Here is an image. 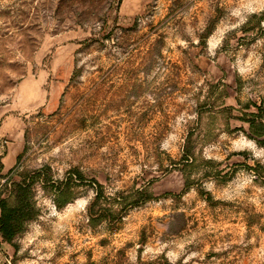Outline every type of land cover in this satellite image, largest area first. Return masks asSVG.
Wrapping results in <instances>:
<instances>
[{
  "label": "rangeland",
  "instance_id": "obj_1",
  "mask_svg": "<svg viewBox=\"0 0 264 264\" xmlns=\"http://www.w3.org/2000/svg\"><path fill=\"white\" fill-rule=\"evenodd\" d=\"M252 114L264 0H0V197L30 185L0 264H264Z\"/></svg>",
  "mask_w": 264,
  "mask_h": 264
},
{
  "label": "trees",
  "instance_id": "obj_2",
  "mask_svg": "<svg viewBox=\"0 0 264 264\" xmlns=\"http://www.w3.org/2000/svg\"><path fill=\"white\" fill-rule=\"evenodd\" d=\"M256 114L251 115V119L247 121L249 125V130L253 136L256 138H264V119L256 120ZM78 174V173H77ZM74 175V173H70L68 178L65 179V183L62 185H56L53 180H46L44 184L45 187L50 186L55 189V201L54 204L57 209H61L65 205L72 203L74 201V189L71 191V183L74 188H78L82 183L85 182V179L81 175ZM74 178H77L74 180ZM5 183V189L8 192V198L0 197V234L5 242L11 244L13 243L15 237L22 231L23 224L25 222L27 212V202H28V193L30 190V185L25 182V180L21 183L11 182L7 184ZM3 186V187H4ZM72 192V193H71ZM135 195H138L139 199L142 198V201L139 203V199L133 201V205H139L144 202H148L153 199V196L149 193V191H138ZM103 187L97 184V191L95 202L92 207L95 208L101 201L104 199ZM103 199V200H102ZM142 202V203H141ZM115 216V212L113 211V217ZM91 220L93 222L99 221L101 216L97 218L94 215H90ZM110 218V217H108ZM97 219V220H96ZM108 221L109 219H105Z\"/></svg>",
  "mask_w": 264,
  "mask_h": 264
}]
</instances>
